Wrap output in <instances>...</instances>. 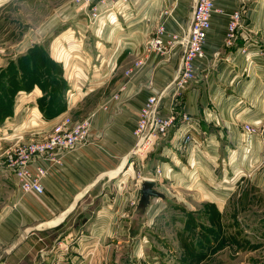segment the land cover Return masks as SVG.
<instances>
[{"label": "crops", "instance_id": "obj_1", "mask_svg": "<svg viewBox=\"0 0 264 264\" xmlns=\"http://www.w3.org/2000/svg\"><path fill=\"white\" fill-rule=\"evenodd\" d=\"M242 1L247 4L243 24L227 45L230 16ZM108 3L114 5L106 10ZM55 4L33 37L26 35L0 65V72L15 66L13 78H0V264H120L128 245L134 252L147 241L144 245L153 247L146 231L168 205L194 212L211 204L223 213L232 199L239 206L245 191L248 198L250 188L264 190V147L243 130L244 122L264 118V0L215 1L196 80L175 97L176 109L195 119L194 140L176 147L185 127L179 120L143 156L134 154L139 111L148 97L164 94L160 107L168 112L174 98L167 87L180 68L195 0ZM94 12H102V18L94 20ZM160 27L165 41L173 43L166 55L146 47ZM70 28L83 38L82 47L67 35ZM51 37L55 53L49 50ZM65 42L79 47L76 62ZM40 51L62 63L66 81L52 65L43 69ZM34 59L41 72L49 70L64 82L55 85L60 105L48 106L52 86L46 77L35 78ZM67 118H89L91 140L55 155L58 161L50 163L42 180L44 193L21 191L6 167L7 156L47 137ZM247 172L251 178L234 193L235 181ZM145 180H153L163 197L141 208Z\"/></svg>", "mask_w": 264, "mask_h": 264}, {"label": "rangeland", "instance_id": "obj_2", "mask_svg": "<svg viewBox=\"0 0 264 264\" xmlns=\"http://www.w3.org/2000/svg\"><path fill=\"white\" fill-rule=\"evenodd\" d=\"M56 1L0 0L1 66L13 56L18 42L26 35L33 37L55 8ZM67 35L75 38L74 42L79 47L84 45L83 38H79L75 29L70 28ZM53 40L51 37L49 50L55 53ZM65 46L74 62L80 59L76 56L79 47H69L66 42ZM21 99L25 101L28 98L22 96ZM28 120L38 122L30 115ZM249 177L247 172L235 181L234 193ZM250 189L254 191L248 194V198H245V191L240 205L235 207L232 199L223 213L211 204L194 212H188L182 204L168 205L158 215L157 223L146 231L153 247L145 246L150 244L147 241L134 252V246L128 245L126 254L120 256V264H142L145 259L150 261L149 264H264V190Z\"/></svg>", "mask_w": 264, "mask_h": 264}, {"label": "built area", "instance_id": "obj_3", "mask_svg": "<svg viewBox=\"0 0 264 264\" xmlns=\"http://www.w3.org/2000/svg\"><path fill=\"white\" fill-rule=\"evenodd\" d=\"M86 4L94 0H82ZM216 0H195V8L191 23L185 31L184 50L181 58L180 68L167 87L172 90L173 101L167 113L161 110V102L164 94L158 97L150 96L139 111L137 124L133 131L137 139L134 154L143 156L151 152L157 142L166 137L169 132L177 127L178 121L185 124L176 139V147H184L193 140L195 119L189 113L176 109L175 97L186 91L196 80L197 61L204 58V46L207 41L208 32L211 28V18L216 11ZM114 4L108 3L106 10ZM247 4L240 2L239 9L235 10L229 19L226 31V44L232 45L236 39L238 30L243 24L244 13ZM94 20L102 18V12L92 14ZM115 19V16L112 17ZM92 18L89 23L93 24ZM146 47L149 51L160 55L168 54L173 43L163 38V27L151 37ZM246 48L243 52H246ZM142 61L135 63L134 67H140ZM132 70H128L127 74ZM25 94V93H23ZM118 97V95H116ZM260 126L258 125H261ZM246 137H258L264 147V118L246 121L243 124ZM92 138V124L89 118L73 122L67 118L64 123L56 125L53 130L42 139H36L24 143L7 156L6 167L14 175L18 188L23 192L44 193L43 178L49 173L51 162L58 161L56 154L61 150H70L89 142ZM160 171L159 168H157Z\"/></svg>", "mask_w": 264, "mask_h": 264}, {"label": "trees", "instance_id": "obj_4", "mask_svg": "<svg viewBox=\"0 0 264 264\" xmlns=\"http://www.w3.org/2000/svg\"><path fill=\"white\" fill-rule=\"evenodd\" d=\"M34 51H36L35 49L31 50V53H33ZM38 56H41L42 58L40 59L43 65V69L46 65H52L55 68V73L60 75V78L62 79L63 75H64V68L62 63L58 62L57 60H55L51 54L49 56L45 55L44 53H42L41 51L39 52V54H36ZM34 65H32L33 68V75L35 76L36 79H38V77L42 78V77H46V79H48V81L50 82L49 84L52 86L51 87V91H50V100L48 103V106L50 108H53V106H58L60 105V97L57 95V88H56V84H61L64 83L63 81H66L65 79L62 81L61 79H57L55 76L51 75L52 73L49 70H45L43 72H41V67L38 63L37 60L34 59ZM32 63V64H33ZM14 64H10V66L7 69L2 70L1 73V78L2 77H12L14 75ZM47 68V67H46ZM62 75V77H61ZM13 78V77H12ZM64 78V77H63ZM15 79V78H14ZM11 80V78H10ZM2 89L4 90L5 87L4 85H1ZM43 100L40 101V104H42L41 106H43ZM59 103V104H58ZM43 108V107H42ZM44 109V108H43Z\"/></svg>", "mask_w": 264, "mask_h": 264}, {"label": "water", "instance_id": "obj_5", "mask_svg": "<svg viewBox=\"0 0 264 264\" xmlns=\"http://www.w3.org/2000/svg\"><path fill=\"white\" fill-rule=\"evenodd\" d=\"M153 197H163L162 193L156 190L153 180H145L142 183L141 197L139 205L141 208H146Z\"/></svg>", "mask_w": 264, "mask_h": 264}]
</instances>
